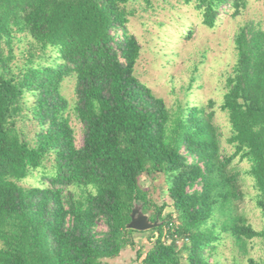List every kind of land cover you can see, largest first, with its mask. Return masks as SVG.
<instances>
[{
  "label": "trees",
  "instance_id": "trees-1",
  "mask_svg": "<svg viewBox=\"0 0 264 264\" xmlns=\"http://www.w3.org/2000/svg\"><path fill=\"white\" fill-rule=\"evenodd\" d=\"M252 2L0 0V264H111L150 231L137 264H221L228 241L248 253L254 239L263 254L247 264H264L238 170L249 165L264 220V0ZM151 17L150 60L166 66L197 26L243 17L220 97L199 98L194 74L172 103L155 91L134 32ZM159 174L161 205L140 181ZM135 202L161 224L129 229Z\"/></svg>",
  "mask_w": 264,
  "mask_h": 264
},
{
  "label": "rangeland",
  "instance_id": "rangeland-1",
  "mask_svg": "<svg viewBox=\"0 0 264 264\" xmlns=\"http://www.w3.org/2000/svg\"><path fill=\"white\" fill-rule=\"evenodd\" d=\"M252 5L254 8H257V0H253ZM242 21L243 17L229 19L220 26L217 32L198 24L199 26L196 27L193 38L184 43L183 47L174 48L177 52L176 55L169 54L164 57L163 63L171 61L167 66L151 63L150 60L153 53H151L148 48L151 46L150 40L154 34V25H157L156 19L151 17L148 20L142 19L135 21L134 32L139 36L145 48L141 71L147 77L155 91L164 96L169 103L173 102L177 92H180L182 88L189 85L193 74L198 77V82L194 84V89L199 98L202 100H207L210 97L218 98L222 93V82L220 80L222 70L227 64L234 60L232 35ZM197 23L198 22H195V24ZM171 24L173 25L172 22ZM204 53L206 54L203 55ZM197 66L198 71L196 72L195 68ZM198 84H203V87H199ZM64 92L68 99L73 102L74 93L72 82H67L65 84ZM71 118V123L75 130L76 143L80 147L84 140V126L74 115H72ZM220 120L225 122L223 114L220 115ZM238 164L242 186L246 195L242 203L243 210L253 226L256 229H262L264 220L260 208L256 205V190L253 187V180L245 173L249 165L247 162ZM33 181L34 180L30 178L23 181L22 184L28 186L32 184ZM140 181L141 185L148 191L154 203L161 205L168 198L166 182L161 174L156 178L144 175L141 177ZM172 209L173 208L170 207L167 211H172ZM155 211L156 209L152 207L148 213L153 214ZM152 233L153 232L150 231L139 234L137 248L145 245L147 243V237L152 235ZM154 233L156 235L157 232ZM136 249L129 247L124 250L120 256L108 259V261L111 264H137L134 262L137 255ZM247 252L248 253H244L238 247L232 250L231 242L228 241L223 248L222 254L218 256V259H220L221 264H233L235 261L233 257L234 254L238 257L237 261H239V264H247L249 256L258 259L263 254L258 239L250 241ZM213 259H215V257L211 258V260Z\"/></svg>",
  "mask_w": 264,
  "mask_h": 264
},
{
  "label": "water",
  "instance_id": "water-1",
  "mask_svg": "<svg viewBox=\"0 0 264 264\" xmlns=\"http://www.w3.org/2000/svg\"><path fill=\"white\" fill-rule=\"evenodd\" d=\"M161 224L159 217L155 221L151 219V214L144 211V206L141 202H135L131 213V221L127 224L129 229L138 231H148Z\"/></svg>",
  "mask_w": 264,
  "mask_h": 264
}]
</instances>
